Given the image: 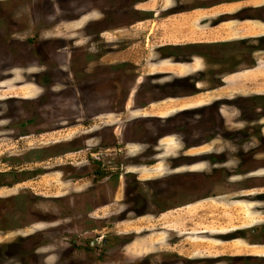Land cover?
<instances>
[{"label": "rangeland", "instance_id": "374dc122", "mask_svg": "<svg viewBox=\"0 0 264 264\" xmlns=\"http://www.w3.org/2000/svg\"><path fill=\"white\" fill-rule=\"evenodd\" d=\"M227 1L0 0V264H264V52L206 92L226 62L166 48L264 32ZM160 71L190 77L125 108Z\"/></svg>", "mask_w": 264, "mask_h": 264}, {"label": "flooded vegetation", "instance_id": "af4514ba", "mask_svg": "<svg viewBox=\"0 0 264 264\" xmlns=\"http://www.w3.org/2000/svg\"><path fill=\"white\" fill-rule=\"evenodd\" d=\"M241 1H243V3H244V0H240V1L239 0H228L227 2L235 4V3H240ZM245 7H249L247 9V12H250L252 14L250 16L251 19H249V20L258 21V22H261L264 24V2L258 3V4H249L247 6L246 5L244 6V4H243L242 8H238L237 10H235L236 11L235 13L240 14L241 11L246 9ZM239 10H240V12H239ZM248 10H250V11H248ZM225 15H226V13H225ZM240 22H244V19H241ZM233 38H235V39L233 40ZM233 38L232 39H223V40H211V41L209 40V41H204V42L193 41V42H187V43H176L173 45L168 44L166 48H170V46H171V49L174 50V52L176 53V56L178 58V59H175L176 60L175 63L180 64V65H186L188 63H192V61L194 59L196 60L198 58L200 60H203V62H205V64H207V65H210V64L214 65L216 63V62H214V60H218V59H219V61H225L226 62L225 64H227L226 66L229 67V70L223 69L222 73H220L218 76L217 75L215 76V78L219 79L218 83L215 82L216 84L215 83L209 84L210 81L207 80V82H208L207 84L210 87V89H208L206 91V92H208V91H214L216 89L221 90V89L225 88L228 84V82L225 80L229 76L244 72V69L240 70L238 67L239 65H241L244 62V53L251 54V56H254L255 54H258L259 52H264V32H262L258 35H253V36L243 35V36H240L239 38L237 36L233 37ZM260 38L263 39V42H261L262 46L259 49H256L255 47H252V46H249L248 43L246 42V40H248V39H260ZM237 56L240 57L239 60L232 61V58L237 57ZM167 58H169V57H167ZM241 59H243V61L240 62ZM163 60H166V59H161V62ZM254 61L255 60H253V62ZM243 65H244V63H243ZM196 71H199V70H196ZM199 72H200L199 76H201L203 74L202 70H200ZM184 77L185 76L174 75V73L171 71H162V72L160 71V72H156V73L144 74L143 76H138V77L136 76L135 81H134V85L131 86V88L127 91V100L125 101L127 105L125 108H129V106H131V103L132 104L136 103V101H137V95L136 94L139 93V91H140L139 94H141V96H139V97L142 98L143 96H145L144 97L145 101L148 100L149 95H151V96L153 95V97L151 98L153 100H151L150 103H146L145 104L146 107L152 106L153 104L158 103L160 101L163 102L165 100H168L171 97L175 98L177 95H179V90H177V88H180V89L184 88L186 86L185 82L187 84L188 78L190 76L188 74V76L186 75V77L185 78ZM189 86H191V85H189ZM212 86H214V87H212ZM193 89L196 91L201 89L199 84H198V81H196L193 84ZM195 94H200V93H195ZM186 95L192 96L193 94L189 93ZM258 95H261L260 97H258V99L260 100V102H262V104H260V105L258 104V106H257L258 108L256 109V111L261 112L259 115H261L260 119L262 121V118H264V94H258ZM223 98H224V96H223ZM223 98H217L214 100V102L215 103H219V102L223 103L224 101H227V102L231 103V101H234L233 97L229 98L228 96H226L225 100H223ZM234 98L235 99H241L244 102V96H242V95L235 96ZM247 100L249 102L260 103L258 101L252 100L250 97ZM211 106H212L211 104L207 105V108H210ZM200 107H202V106H200ZM141 109L142 108H140V110ZM189 110H191V108L179 110L175 114H179V112H181V111L186 112ZM241 110L244 113V109H241ZM217 111H218V113H220V109ZM143 115H144L143 116L144 118H153V117L160 116L158 114H146L145 112H143ZM222 121L224 124L223 119H222ZM262 123L264 124V122H262ZM261 131H262V129H261ZM262 140H264V137L262 138ZM57 143H59V142L55 141L52 146L49 145V146H44V147L31 148V150H30L31 152H29V154H35V156L31 160H36V161L39 160V161L45 162L42 159L44 157L49 156L48 151L51 150V147H54L53 150H54V152H56L53 154L54 156H56V154L68 155V154L72 153L71 150H68L66 148H64L63 151H59L60 149L56 150V146H59ZM68 164L71 165L72 162H68ZM58 165H60V164H58ZM60 170H62V169H60ZM98 171H99L98 168L94 170V172H96V173H98ZM69 174H71V173H69ZM0 175L2 176V174H0ZM118 195L119 194H117V196ZM186 196H188V195H186ZM188 197H190V196H188ZM167 199H169V197H167ZM97 208H98L97 206L96 207L93 206V209L91 208L92 210H91V212L90 211L89 212L93 213V212H95L94 209H97ZM82 209H84L83 211H81L82 214L84 211H86V209L88 210V208H86L85 206H83ZM24 212H25L24 210L18 211L19 215L24 214ZM90 213H86L85 216L90 215ZM17 217H19V216H17ZM83 218H85V217H83ZM17 225H21L20 220L17 223ZM256 226H258V225H256ZM253 231L255 232L256 229H253ZM263 244H264V242H263ZM33 258L35 259L36 263H38L37 262L38 258H36V257H33Z\"/></svg>", "mask_w": 264, "mask_h": 264}, {"label": "bare ground", "instance_id": "6f19581e", "mask_svg": "<svg viewBox=\"0 0 264 264\" xmlns=\"http://www.w3.org/2000/svg\"><path fill=\"white\" fill-rule=\"evenodd\" d=\"M247 73V71L245 72ZM244 74V73H243ZM243 74H236V75H232V76H229L225 81H237L239 80L240 76L243 75ZM229 79V80H228ZM241 253V250L239 251ZM239 255V254H238ZM241 255V254H240ZM243 255V254H242Z\"/></svg>", "mask_w": 264, "mask_h": 264}]
</instances>
